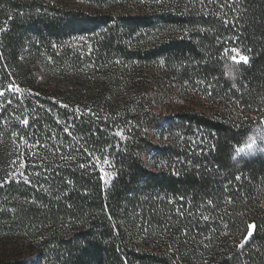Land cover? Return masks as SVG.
<instances>
[{"label":"trees","instance_id":"16d2710c","mask_svg":"<svg viewBox=\"0 0 264 264\" xmlns=\"http://www.w3.org/2000/svg\"><path fill=\"white\" fill-rule=\"evenodd\" d=\"M137 3L0 0V91L32 93L2 97L0 141L36 145L0 149V216L30 264H264V155L236 152L264 131V0Z\"/></svg>","mask_w":264,"mask_h":264},{"label":"rangeland","instance_id":"374dc122","mask_svg":"<svg viewBox=\"0 0 264 264\" xmlns=\"http://www.w3.org/2000/svg\"><path fill=\"white\" fill-rule=\"evenodd\" d=\"M51 3L58 4L61 6H66L69 8L82 9L89 14H96L101 11L116 9L117 11H134L137 9L138 3L137 0H48ZM95 38L93 35L79 37L73 41V45L83 46L90 50L92 45L95 43ZM48 52V50H46ZM45 49L37 54L33 60H31L30 65L36 70V75L42 83H50L57 85L59 87H64L68 84L66 79V72L62 73L63 67L59 66L58 62H55L53 58L45 54L47 53ZM45 52V53H44ZM241 56V55H239ZM84 59V60H83ZM83 60V61H82ZM236 60H239L237 58ZM240 61V60H239ZM78 63H82L84 67L90 68L92 60L89 58L80 57L77 60ZM106 63L111 65H117L119 62L118 59L110 60L106 59ZM59 67V68H58ZM20 91H13L12 89L0 91L3 93L0 95V101L2 97L6 95L8 98L14 97L16 94L29 95L32 94L27 88H19ZM34 137H29L28 139H22L19 143L15 136L2 139L0 141V149L6 148L10 155H12L17 148L21 146L24 150L29 149L32 154L34 153L35 144ZM256 143L253 146L252 150L241 153L238 156H255V155H264V131L260 132L255 138ZM243 147V146H242ZM2 150V149H1ZM0 150V151H1ZM25 161L29 160V155L26 153L23 154ZM28 244H25L21 241L18 234L12 231L10 222L6 219H2L0 216V261L5 259L8 262L17 263L23 261L25 264H30L28 259L29 255H26L28 252ZM25 252V253H24ZM27 256V257H25ZM24 257V258H23Z\"/></svg>","mask_w":264,"mask_h":264},{"label":"snow or ice","instance_id":"6c2138e0","mask_svg":"<svg viewBox=\"0 0 264 264\" xmlns=\"http://www.w3.org/2000/svg\"><path fill=\"white\" fill-rule=\"evenodd\" d=\"M233 51H237V50L234 49ZM233 59L236 60L237 57L234 56ZM239 60L247 62L248 57L247 56H239ZM9 88L12 89L13 91H20V89L18 87H14L13 85H9ZM2 94L3 93H0V95H2ZM24 123L27 124V121H24ZM255 143H256L255 139H251L249 143L245 144L243 147H240L236 150L237 155H240L241 153H245L246 151L252 150ZM237 179H239V177H237ZM106 183H107V181H106ZM254 227H255L254 225H249V228H254ZM248 235L250 236L251 232H249ZM242 246H243V243L241 244V247Z\"/></svg>","mask_w":264,"mask_h":264}]
</instances>
